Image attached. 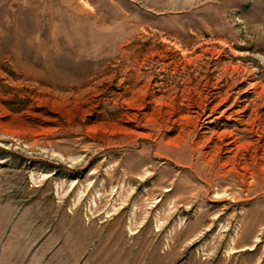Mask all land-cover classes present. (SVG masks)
Instances as JSON below:
<instances>
[{
  "label": "rangeland",
  "instance_id": "obj_1",
  "mask_svg": "<svg viewBox=\"0 0 264 264\" xmlns=\"http://www.w3.org/2000/svg\"><path fill=\"white\" fill-rule=\"evenodd\" d=\"M0 264H264V0H0Z\"/></svg>",
  "mask_w": 264,
  "mask_h": 264
}]
</instances>
